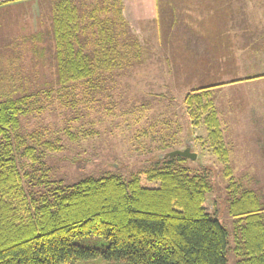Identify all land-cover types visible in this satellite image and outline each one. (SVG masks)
Masks as SVG:
<instances>
[{"label": "trees", "instance_id": "obj_1", "mask_svg": "<svg viewBox=\"0 0 264 264\" xmlns=\"http://www.w3.org/2000/svg\"><path fill=\"white\" fill-rule=\"evenodd\" d=\"M52 31L58 88L39 94L7 89L10 97L0 98V264L99 257L125 264H228L230 248L235 264H264V206L234 177L211 89L189 91L183 105L190 126L206 128V137L196 141L224 165L233 241L208 209L212 182L192 172L187 158L155 159L128 179L106 174L65 184L53 177L46 153L61 147L23 126L41 113L40 96L52 100L55 94L73 105L79 95L95 99L115 72L142 62L146 48L124 15L123 0H58ZM170 122L156 140L160 151L184 143L183 124Z\"/></svg>", "mask_w": 264, "mask_h": 264}, {"label": "rangeland", "instance_id": "obj_2", "mask_svg": "<svg viewBox=\"0 0 264 264\" xmlns=\"http://www.w3.org/2000/svg\"><path fill=\"white\" fill-rule=\"evenodd\" d=\"M57 1L14 0L8 2L13 3L8 8L0 9V98L10 97L7 89L39 94L58 88L52 31V11ZM123 1L127 21L135 12L142 15L133 20L142 21V33L148 40H156L152 48L157 49L159 31L156 33V23L152 20V0ZM158 1L160 31L168 30V22L176 23L192 8L183 4L187 0ZM254 1L260 3V0L243 3L253 9L247 15L250 20H256L258 15ZM137 5L141 6L138 10ZM21 20L25 21L21 23ZM145 30H151V33ZM161 35L165 40L167 36L169 48L175 49L176 38L172 34ZM144 47L147 49L144 60L130 69L115 72L95 99L79 95L73 105L70 100H58L55 94L52 100L41 95L44 101L41 113L24 119V129L41 131L44 138L61 147L59 151L47 152L45 161L56 180L73 184L89 176L106 174L128 179L133 173L152 166L161 154L172 151H160L158 146L163 144L156 141L159 134L167 130L165 124L171 123L172 119L174 126L173 120H180L185 129L184 143L178 149H185L186 141L193 145L192 152L197 158L189 160L187 167L192 172L208 175L213 185L207 200L208 209L233 241L235 221L227 212L224 165L196 141L197 137H206V128L203 125L191 127L184 111L183 99L189 92V81L194 77L178 75L176 54H168L170 61L166 63L160 59L161 55L152 53L150 45ZM231 76L233 80L245 78L246 73L240 76L232 73ZM216 81L214 78V83ZM215 101L231 149L230 165L234 177L245 188L256 191L264 206V83L260 80L252 84L234 83L215 92ZM86 241L82 242L87 244ZM232 245L230 242L229 246ZM227 261L235 264L231 248L227 252ZM71 264L125 263L106 262L99 257Z\"/></svg>", "mask_w": 264, "mask_h": 264}, {"label": "crops", "instance_id": "obj_3", "mask_svg": "<svg viewBox=\"0 0 264 264\" xmlns=\"http://www.w3.org/2000/svg\"><path fill=\"white\" fill-rule=\"evenodd\" d=\"M244 1L246 0H187L183 4L192 7L187 14L176 23L168 22V30L160 31L159 1L152 0V20L156 23V33L159 31L156 37L159 47L155 50L152 46L156 40H148L140 27L142 21L133 20L142 15L135 12L129 22L139 41L150 45L152 53L161 55L160 59L168 63V54H176L178 75L194 77L189 81L188 91L207 88L215 93L234 83L252 84L259 80L264 83V0H260V3L253 2L258 12L256 20L247 17L253 9L244 5ZM12 4L0 3V9ZM140 7L135 6L137 10ZM24 21L21 20V23ZM145 32L151 33V30ZM161 33L172 34L176 38L175 49L169 48L168 37L165 40ZM149 38H153V35H149ZM232 73L238 76L246 73V77L233 80ZM214 78H217L215 83ZM249 107L252 108L253 105Z\"/></svg>", "mask_w": 264, "mask_h": 264}, {"label": "water", "instance_id": "obj_4", "mask_svg": "<svg viewBox=\"0 0 264 264\" xmlns=\"http://www.w3.org/2000/svg\"><path fill=\"white\" fill-rule=\"evenodd\" d=\"M193 145L189 142L186 141V148L183 150H173L170 152H165L159 156V160L162 159H170L176 156H181L183 158H187L189 160H195L197 158V154L192 152Z\"/></svg>", "mask_w": 264, "mask_h": 264}]
</instances>
